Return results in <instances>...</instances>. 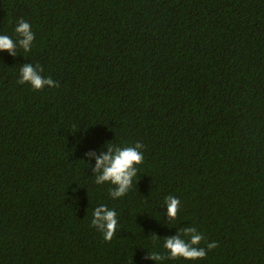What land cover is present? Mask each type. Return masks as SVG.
<instances>
[{"label":"trees","instance_id":"obj_1","mask_svg":"<svg viewBox=\"0 0 264 264\" xmlns=\"http://www.w3.org/2000/svg\"><path fill=\"white\" fill-rule=\"evenodd\" d=\"M21 18L31 51H0V264H264V0H0V35ZM25 63L59 87L17 83ZM109 142L144 145L117 199L85 155ZM187 226L218 247L167 259Z\"/></svg>","mask_w":264,"mask_h":264},{"label":"clouds","instance_id":"obj_2","mask_svg":"<svg viewBox=\"0 0 264 264\" xmlns=\"http://www.w3.org/2000/svg\"><path fill=\"white\" fill-rule=\"evenodd\" d=\"M17 40H13L8 35H0V51H6L11 56L16 57V49H23L25 52L31 51V46L35 40V35L28 21L21 18L17 21L14 29ZM43 68L40 65L33 66L25 63L19 72V84H30L34 90H42L45 86L59 87V84L51 77L45 78L41 75ZM106 151H89L85 155L91 160H95L92 171L95 175V183L112 185L109 189V196L117 199L125 196L133 185V179L138 174V165L144 160V145L136 143L134 146H120L112 143L106 144ZM166 215L169 221L177 218L180 200L175 196L165 197ZM91 226L98 229L106 241H111L116 233L118 219L114 209H109L106 205L98 206L92 213ZM155 235V234H154ZM204 240L203 235L195 227L187 226L178 230V234L166 237L163 247L169 253L167 259H180L197 261L206 258L208 251L218 247L216 242L207 244V248L201 247ZM166 257L157 252H148L145 259L155 262L164 260Z\"/></svg>","mask_w":264,"mask_h":264}]
</instances>
